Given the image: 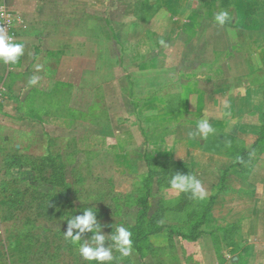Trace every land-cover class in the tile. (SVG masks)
<instances>
[{
    "label": "rangeland",
    "instance_id": "rangeland-1",
    "mask_svg": "<svg viewBox=\"0 0 264 264\" xmlns=\"http://www.w3.org/2000/svg\"><path fill=\"white\" fill-rule=\"evenodd\" d=\"M223 1L189 0L188 6L194 15L205 17L210 12L213 14ZM91 2L95 29L92 35L85 33L88 22L76 17L68 27L72 34L70 44H58L54 48L64 49L62 53L50 61H47L48 54H38L46 62L40 58L34 67L40 65L41 72L50 77L35 76L38 82L26 89L24 83L30 82V78L25 69L35 52V48L27 46L24 55L28 62L16 74L19 78L12 74L2 83L0 80V264H96L85 261L79 255L78 245L71 241L68 245L64 239L68 229L66 219L83 215L89 207L98 212L97 222L106 237L118 225L127 228L141 225L139 231L130 230L133 233L131 255L115 260V264H216L213 246L220 239L215 236L217 229L212 220L206 218L193 233L191 229L196 223L189 220V214L195 209L201 217L216 190L207 192L203 200L187 199L188 207L181 209V193L167 183L160 184L162 177L167 179L160 171L166 167L163 161H157L159 148L157 141L152 142L157 132L148 125L156 121L150 119L155 115L162 121L165 119L160 109L165 103L163 88L175 78L173 70L165 68L167 62L162 56L164 47L160 41L177 38L180 28L166 36L172 29L170 19L174 15L185 16L188 10L180 0ZM79 3L77 0L72 5ZM148 3L164 11L154 17L162 20L151 25L155 46L153 50L140 43L139 48L130 47L134 39L144 36L152 21ZM228 3L229 0L223 2L222 9L234 11V5ZM132 10L135 14L138 10V18L145 25L135 24ZM69 11L74 13V9ZM250 13L257 25H264V0H254L248 7ZM15 29L17 39L16 26ZM258 30L252 38L264 42V27L262 32ZM134 53L154 55L151 65L154 68L133 69ZM6 71L7 64L0 61V72ZM61 81L67 82L69 89H53ZM155 89H162L161 94L153 96ZM146 96H153L159 114H154L152 109L141 112L134 109ZM135 123H142L148 129L151 141L144 142ZM261 146L264 147V142ZM50 151L64 165L65 181L71 184L69 192L60 188L56 192L30 166L9 168L4 163L8 153L40 158ZM71 201L75 205L73 212H70ZM159 211L163 212L161 218L151 224L149 219ZM159 227V232L150 234ZM187 234L194 236L187 237ZM92 235L86 232L83 238ZM195 236L197 239H192ZM110 244L112 241L106 240L104 246L107 248ZM113 255L120 257L115 250Z\"/></svg>",
    "mask_w": 264,
    "mask_h": 264
},
{
    "label": "crops",
    "instance_id": "crops-1",
    "mask_svg": "<svg viewBox=\"0 0 264 264\" xmlns=\"http://www.w3.org/2000/svg\"><path fill=\"white\" fill-rule=\"evenodd\" d=\"M74 1L77 0H0V5L5 3L16 15L18 37L14 42L35 48L29 62L23 53L19 60L21 66L16 62L7 65L6 72H0L1 83L9 75L20 74L21 69H25V62L30 63L25 69L30 80L35 76L40 79L50 77L34 67L40 58L46 62L44 56L38 54H48L47 61H50L62 53L64 49L54 48L58 44H70L72 34L68 27L76 17L88 22L86 35L93 34L91 0H80L73 6ZM253 1L229 0L228 4L234 5V11H229L232 19L219 26L213 17L225 11L221 6L223 2L213 14L199 17L190 10L189 0H180L188 12L185 16H172V29L167 35L164 33L169 36L170 32L180 28L177 38L165 39L163 43L165 68L175 73V78L167 81L163 88L165 103L160 109L165 119L162 121L155 115L150 119L156 121L148 122L157 132L152 140L157 141L159 148L156 158L188 164L202 182L205 193L216 190L210 212L217 229L215 236L220 239L213 246L216 264H264V150L252 167L240 169L234 165L240 151L252 150L260 140L264 141V42L252 38L258 28L262 32L264 25H257L253 15H248V7ZM73 9L74 13H70ZM148 9L152 12V21L147 25L148 29L144 27V36L134 39L130 47L139 48L143 44L153 50L155 46L151 25L159 19L154 17L164 11L151 3H148ZM132 14L137 26L145 25L134 10ZM238 18L240 20L236 21ZM134 55L132 59L136 66L133 69L150 71L154 68L151 67L154 55ZM24 84L26 89L31 88L30 82ZM56 84L53 89H69L67 82ZM161 90L155 89L153 96L161 94ZM152 97H144L141 103L133 105L134 109L137 108V112L152 109L154 114H159ZM204 118L209 120L215 132L207 138L191 136L197 122ZM139 124L136 125L144 142L151 141L148 129ZM225 230L229 232L227 240L222 234Z\"/></svg>",
    "mask_w": 264,
    "mask_h": 264
},
{
    "label": "clouds",
    "instance_id": "clouds-1",
    "mask_svg": "<svg viewBox=\"0 0 264 264\" xmlns=\"http://www.w3.org/2000/svg\"><path fill=\"white\" fill-rule=\"evenodd\" d=\"M214 23L224 26L232 17L228 11H220L213 17ZM164 43L163 40L160 41ZM24 53V45L14 42L12 36L8 35L3 28H0V61L4 64H15L19 57ZM37 71L41 66H36ZM38 78L33 77L30 83L35 85ZM227 107V105H225ZM215 132V129L209 123V120L200 119L196 124V130L191 132V136L199 135L201 138H207L209 134ZM171 189L180 193H190L192 199L203 200L206 198L202 182L195 174H182L176 172L169 180ZM97 211L89 207L83 211V215H72L67 218L68 229L64 232V239L78 245L79 255L88 262L95 261L96 264H111L114 260H119L131 255L133 251V233L123 224L116 226L115 231L110 236L102 233V226L97 222ZM112 227V225H107ZM73 229H79L73 233ZM91 232L90 238H83L84 233ZM106 240H111L112 244L105 247ZM120 254V257H114L113 251Z\"/></svg>",
    "mask_w": 264,
    "mask_h": 264
},
{
    "label": "trees",
    "instance_id": "trees-1",
    "mask_svg": "<svg viewBox=\"0 0 264 264\" xmlns=\"http://www.w3.org/2000/svg\"><path fill=\"white\" fill-rule=\"evenodd\" d=\"M135 12L137 13L136 16L139 17L138 10H135ZM263 127H264V125H263ZM262 142H264V141L260 140V144L254 146V148L252 150L240 151L236 155L234 165L240 169H244L245 167H249V168L252 167L254 165V161L256 160V158L259 157L260 153L264 150V147L261 146ZM57 158H59V157L57 156ZM57 158L52 154L51 151L46 156H43L40 158H32V157L20 154L18 152H14V153H8L4 157V163L9 168H13V167L24 168L26 166H30L43 180L47 181L54 188H56L57 189L56 192H59V188L61 189V191H64V192L68 191L69 192L71 184L70 183L67 184V182L65 181V176H64L65 173L63 172L64 165H63V163H58ZM157 161H163L164 167H166L160 171L163 174H165V178H167V179H164V177H162V179L160 180V184L167 183V185L170 186L169 180L171 179V176L174 175L176 172H180L182 174H194L193 169L186 163H176V162L172 161L171 159L165 158V157L158 158ZM149 164H150V162H149ZM149 172H150V174L154 173V175H156V173H157V171H156V173L154 171H149ZM68 196H70V194ZM187 199L193 200L191 198V194L190 193H181V199H180V203H179V206L181 209L188 207V204L186 203ZM213 199H214V196H211L209 199V203L206 205L205 208H203L204 211L201 214V217H198V216H200V214L197 212L198 211L197 209H195L196 210L195 212H191L189 214V220L195 221V223H196L191 229L192 233L196 232L197 229L200 227V225L205 223L206 218L211 219L213 221L212 217L210 216V212H211L212 204H213ZM69 203H70L69 206L71 208L70 212H73L75 205L72 204V201ZM113 212H116V211H113ZM161 213H163V212L159 211V212H157V214L155 216L150 218L149 219L150 223L151 224L153 222L155 223L159 218H161ZM128 228L131 231H133L134 229L139 231L141 228V225L138 226L137 228L132 227V226H129ZM146 229H149V227H147ZM74 230H76V232L79 231V229H74ZM159 231H160V227L157 228L156 230L154 229L152 232H150V234L153 232H159ZM226 231L227 230L223 231L222 234H224V238L227 240V233L229 234V232L226 233ZM74 235H75V233H74ZM186 236L191 237L194 235L187 234ZM192 239H197V237L196 236L192 237ZM66 243H68V245H69L70 241H67ZM75 246H77V245H75ZM111 263L115 264L116 261L114 260Z\"/></svg>",
    "mask_w": 264,
    "mask_h": 264
},
{
    "label": "built area",
    "instance_id": "built-area-1",
    "mask_svg": "<svg viewBox=\"0 0 264 264\" xmlns=\"http://www.w3.org/2000/svg\"><path fill=\"white\" fill-rule=\"evenodd\" d=\"M0 28H3L15 41V15L5 3L0 5Z\"/></svg>",
    "mask_w": 264,
    "mask_h": 264
}]
</instances>
